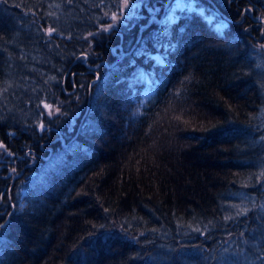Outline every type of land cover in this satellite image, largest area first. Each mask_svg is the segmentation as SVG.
I'll list each match as a JSON object with an SVG mask.
<instances>
[{
	"label": "trees",
	"instance_id": "16d2710c",
	"mask_svg": "<svg viewBox=\"0 0 264 264\" xmlns=\"http://www.w3.org/2000/svg\"><path fill=\"white\" fill-rule=\"evenodd\" d=\"M173 1L0 0V264H264V0Z\"/></svg>",
	"mask_w": 264,
	"mask_h": 264
},
{
	"label": "rangeland",
	"instance_id": "374dc122",
	"mask_svg": "<svg viewBox=\"0 0 264 264\" xmlns=\"http://www.w3.org/2000/svg\"><path fill=\"white\" fill-rule=\"evenodd\" d=\"M173 2H174L173 3L174 6L171 8V10H176V9L177 10H185L187 12L195 10L200 14L203 13L202 9L195 8L193 6V3L191 0H189L187 2H186V0H174ZM167 5H168V2H166L165 6H167ZM143 6H144L143 0H131L129 7H127V8L123 7V3H122L120 13H119V15H116L118 17V19L113 20L112 18H110V19H108L107 24L108 25L111 24V25H113L112 28H116L120 24V22H122L124 19H128L130 17L138 16V11L141 8H143ZM146 10H147L148 14L150 15L149 20L153 21L154 20L153 18H156V15L158 14L159 7L158 6H156V7H150L149 6L146 8ZM172 12L173 11L169 12L166 16V19H168L169 21H174L177 18V15L173 14ZM205 17L208 21H212L214 19L213 15H206ZM225 26H226V21H224V20H219L215 23V28L218 30H222ZM111 29H109V31ZM109 31H107V32H109ZM46 34H47V32H46ZM94 37H95V35H94ZM11 165H12V167H11ZM13 165L15 167H13ZM34 165H35V163L32 159L27 158V159L23 160L22 158H17L16 155L12 154L5 146L3 148H0V173L2 171L4 172V170H7V172H8L7 174L11 175L12 178L15 179L19 175V173H17L16 171H18L21 166H23V169H26V168L33 169ZM140 235L141 234H138L135 237H132L131 242H136L138 240V238L140 237ZM233 240L234 239L232 238V236L230 237V236L226 235L225 238H223L221 241H219V245H221V244L227 245L228 243H230ZM215 245H217V243Z\"/></svg>",
	"mask_w": 264,
	"mask_h": 264
},
{
	"label": "snow or ice",
	"instance_id": "6c2138e0",
	"mask_svg": "<svg viewBox=\"0 0 264 264\" xmlns=\"http://www.w3.org/2000/svg\"><path fill=\"white\" fill-rule=\"evenodd\" d=\"M130 3H131V0H123V7H125V8L129 7ZM57 7H58V5H57ZM50 15H51V13H50ZM112 19H113V20H117L118 17H117L115 14H113ZM112 27H113V25L109 24V25H107V27L103 28L102 31L107 32V31H109V29H111ZM55 31H56L55 28H48V29L46 30V32H47V34H48L49 36H51V34H52L53 32H55ZM89 35H92V33H89ZM262 47H264V45H262ZM43 107H44L45 109L50 110V111H49V115L52 114V111H51V110H52V105H51V104L44 103V104H43ZM55 111H59V109H55ZM39 127L41 128V130H43V128H44L43 123H41V124L39 125ZM3 147H4V145L0 144V148H3ZM0 219H2V217H0ZM3 227H4V225H3V224H0V228H3ZM261 259H264V257H262Z\"/></svg>",
	"mask_w": 264,
	"mask_h": 264
},
{
	"label": "water",
	"instance_id": "95a60500",
	"mask_svg": "<svg viewBox=\"0 0 264 264\" xmlns=\"http://www.w3.org/2000/svg\"><path fill=\"white\" fill-rule=\"evenodd\" d=\"M163 16H164V13H163Z\"/></svg>",
	"mask_w": 264,
	"mask_h": 264
}]
</instances>
